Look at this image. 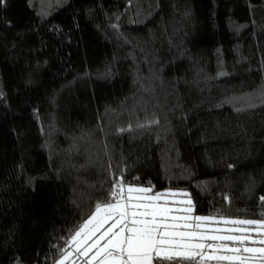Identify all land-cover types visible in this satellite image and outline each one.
I'll list each match as a JSON object with an SVG mask.
<instances>
[{"label":"trees","instance_id":"16d2710c","mask_svg":"<svg viewBox=\"0 0 264 264\" xmlns=\"http://www.w3.org/2000/svg\"><path fill=\"white\" fill-rule=\"evenodd\" d=\"M121 177L264 219V0H0V264H58Z\"/></svg>","mask_w":264,"mask_h":264},{"label":"snow or ice","instance_id":"6c2138e0","mask_svg":"<svg viewBox=\"0 0 264 264\" xmlns=\"http://www.w3.org/2000/svg\"><path fill=\"white\" fill-rule=\"evenodd\" d=\"M152 123H158V121ZM139 127H145V125H139ZM167 195L175 196L177 194L156 193L152 187L126 185L121 177L116 188L112 191V201L97 204L96 214L87 220L72 237V242L77 244L75 251L86 258L92 253L87 264H93L94 261H99V264H205L206 261L212 260L238 261L239 264H246V262L264 264V247H249L246 244V242H251L264 245V231H261L264 229V219L220 217V220L225 224L256 226V228H229L216 230V234L198 231L205 227L206 222L215 221L216 217L172 215L174 211L172 208L166 206V203H159L161 198ZM183 195L188 196L187 193H183ZM180 203L187 207L175 211L194 212L191 199ZM102 211L105 215L98 219ZM94 221H96L95 226L89 229V225H92ZM108 221H112V223L104 228ZM178 221H183V223H178ZM190 221H195V223ZM102 228L103 231H101ZM86 230L88 231L84 239L77 242V238L81 237ZM221 231L242 234H220ZM251 231H255L261 238L257 241L250 234ZM97 233H99L98 236ZM93 237L96 238L93 239ZM89 241L92 242L89 243ZM102 241L106 242L102 244ZM205 241L225 243H205ZM226 242H231V245ZM237 244L240 246H233ZM82 249L83 251H81ZM208 249L213 250L211 254L206 251ZM220 249L237 253V255L215 254ZM67 255H72V253H67ZM64 258L66 259L67 256ZM59 264H63V260Z\"/></svg>","mask_w":264,"mask_h":264},{"label":"rangeland","instance_id":"374dc122","mask_svg":"<svg viewBox=\"0 0 264 264\" xmlns=\"http://www.w3.org/2000/svg\"><path fill=\"white\" fill-rule=\"evenodd\" d=\"M163 193H176L177 195L173 196V195H167L165 197H162L161 200L159 201V203L161 204H165L166 206L172 208L174 211L172 213V215H196L194 212L193 213H181L178 211H175L177 209L183 208V207H187V205L180 203L181 201L190 199L189 198V193L186 191H166ZM183 193H187L188 196H184ZM125 197L127 196V192L125 190L124 193ZM149 195H151V193H149ZM96 214V213H95ZM105 213L102 211L99 216L98 219L102 216H104ZM191 223H195V221H190ZM112 223V221H108V223H106L104 225V228H107L110 224ZM178 223H183V221H178ZM96 224V221L93 222L92 225H89V229L93 228ZM236 227H248L250 229H254L256 228V226H246V225H231V224H225L222 220H220V218H216L215 221H209L205 223V227L198 229V231H208L211 234H216V230H225V229H229V228H236ZM104 229L102 228L101 231H103ZM118 230V229H117ZM180 230H190V229H180ZM87 231L81 235V237L77 238V242H79V240H83L85 235L87 234ZM116 231V230H114ZM261 231H264V229H261ZM220 234H234V235H241L242 233H228L226 231H221ZM250 234L258 241L261 237L257 235V233L255 231H251ZM99 235V233H97V236ZM96 237H93V239H95ZM92 241H89V243H91ZM106 241H102L101 243H105ZM205 243H225V242H220V241H205ZM229 243L231 245V242H226ZM247 246L249 247H264V245H260L259 243H251V242H246ZM77 244L72 242L71 245V249L68 253H72V255H66L67 258H63V264H87V260L90 259L92 253L89 254V257H84L83 255H81L80 253L76 252ZM233 246H240V245H233ZM85 247H87V245H85ZM83 251V249L81 250ZM95 251V249L93 250V252ZM208 251L210 254L212 253L213 250L208 249L206 250ZM215 254L217 255H237V253H232V252H228L225 251L224 249H220L218 252H216ZM245 255H248L247 253H244ZM61 261V260H60ZM59 261V262H60ZM212 261H216V260H212ZM221 262V261H220ZM229 262V261H226ZM230 263H235V264H239L238 261H231ZM59 264V263H58ZM93 264H99V261H94ZM246 264H253V262H246Z\"/></svg>","mask_w":264,"mask_h":264},{"label":"crops","instance_id":"0c3cea01","mask_svg":"<svg viewBox=\"0 0 264 264\" xmlns=\"http://www.w3.org/2000/svg\"><path fill=\"white\" fill-rule=\"evenodd\" d=\"M208 262H220V261H208ZM221 262H226V261H221ZM226 263H230V262H226ZM231 264H235V263H231Z\"/></svg>","mask_w":264,"mask_h":264}]
</instances>
